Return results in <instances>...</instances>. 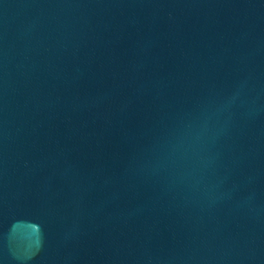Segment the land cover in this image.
Masks as SVG:
<instances>
[{"label": "water", "instance_id": "obj_1", "mask_svg": "<svg viewBox=\"0 0 264 264\" xmlns=\"http://www.w3.org/2000/svg\"><path fill=\"white\" fill-rule=\"evenodd\" d=\"M0 264H264V0H0Z\"/></svg>", "mask_w": 264, "mask_h": 264}]
</instances>
